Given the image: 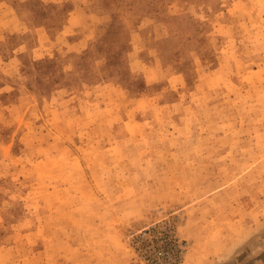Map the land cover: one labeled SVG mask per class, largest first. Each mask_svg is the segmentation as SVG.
<instances>
[{
    "label": "rangeland",
    "instance_id": "rangeland-1",
    "mask_svg": "<svg viewBox=\"0 0 264 264\" xmlns=\"http://www.w3.org/2000/svg\"><path fill=\"white\" fill-rule=\"evenodd\" d=\"M0 23V264H264V0Z\"/></svg>",
    "mask_w": 264,
    "mask_h": 264
},
{
    "label": "crops",
    "instance_id": "crops-1",
    "mask_svg": "<svg viewBox=\"0 0 264 264\" xmlns=\"http://www.w3.org/2000/svg\"><path fill=\"white\" fill-rule=\"evenodd\" d=\"M2 18L5 20L6 19V21H8V27H10V28H13V29H18V27L20 28V27H23L22 25L24 24L23 22H21L20 23V20L19 21H17L16 20V18H14L12 15H8V17H6V16H2ZM3 20V21H4ZM25 25V24H24ZM22 29L23 28H21L20 29V31H22ZM73 30L74 28L72 27V26H70V25H66L65 26V28H64V30H63V32H65V31H67V30ZM5 31H4V29H3V27L1 26V23H0V36L1 35H3V33H4ZM35 32L38 34V43H36V46L37 47H35L33 50H36V49H38V44L41 42V41H45V39H46V35H47V33H46V29L45 28H35ZM37 40V39H36ZM83 40L82 39H79L78 41H74L73 42V46L76 48L77 46H81V45H83V42H82ZM77 49V48H76ZM1 58V57H0ZM2 59V58H1ZM4 63H6V61H4Z\"/></svg>",
    "mask_w": 264,
    "mask_h": 264
},
{
    "label": "built area",
    "instance_id": "built-area-1",
    "mask_svg": "<svg viewBox=\"0 0 264 264\" xmlns=\"http://www.w3.org/2000/svg\"><path fill=\"white\" fill-rule=\"evenodd\" d=\"M165 250V249H164ZM164 254H165V251H164ZM165 256V255H164Z\"/></svg>",
    "mask_w": 264,
    "mask_h": 264
}]
</instances>
